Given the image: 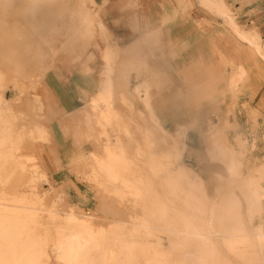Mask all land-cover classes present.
Returning a JSON list of instances; mask_svg holds the SVG:
<instances>
[{
    "label": "bare ground",
    "instance_id": "6f19581e",
    "mask_svg": "<svg viewBox=\"0 0 264 264\" xmlns=\"http://www.w3.org/2000/svg\"><path fill=\"white\" fill-rule=\"evenodd\" d=\"M197 1L221 16L231 30L264 60V42L258 32L253 28L244 30L239 26L234 13L223 0ZM54 2L55 0H0V43L5 45L4 54L13 56L11 62L14 69L22 74L27 68L19 64L25 66L27 56H20L21 45L16 44L18 37L24 35L22 24H40L53 14L54 18L58 15L56 27L57 31L60 30L63 27L62 19L66 20L61 16L63 12H54ZM84 3L85 0H74L70 4L71 12L68 11V14L71 17L68 20L71 23L73 19L88 23L90 14ZM8 8L21 10L22 23L16 20L17 23L11 25L6 17ZM96 23L103 29L99 18ZM105 44L101 49L103 77L99 80L95 95L89 99V105L100 108L96 119L100 126L101 153H89L88 176L113 195L112 200L139 203L142 211L140 214L128 212L131 227L122 229L116 222L108 228L95 227L93 224L96 222L91 223L70 210L66 212L64 222L58 223L51 231L46 223L38 219V210L42 209L40 197L28 190L35 177V170L31 169L29 179L23 181L27 192L8 196L0 194V264H48L45 252L47 246L56 264H213L211 257L217 253L221 244L234 251L243 264H264V230L260 223L252 222L264 212V165H257L238 185L244 200L242 205L240 196L231 189L234 182L240 183L236 161L228 148H222L219 142L222 139L221 132L217 131V135L208 139L206 149L213 158L223 163L228 184L225 188H215V192L224 189L223 193L226 194L219 207H211L203 179L189 167L179 163L186 149L183 139L185 127L177 125L172 133L162 127L150 106V88L156 84L145 79L132 86L131 91L121 90V84L118 83L116 88L119 91L116 95L119 103L127 107V110L135 112L138 118L146 117L155 126L158 139L154 143L158 152L153 151V140L150 141L151 138L146 136L143 137V144L136 143L131 149L127 148L120 134L129 138L131 134L111 101V75L115 70L118 49L109 40ZM127 67L133 68L124 66L123 69ZM244 76V69L238 65L233 74L234 81ZM121 78V81L127 79L126 74L123 73ZM1 79L0 74V85ZM18 91L21 92L22 89ZM135 99L142 103L143 109H134ZM0 103L8 107L4 109L0 105L1 166L2 161L11 156L10 149L16 148L13 138L21 135L13 128L14 117L8 100L0 96ZM36 107L41 108L39 101ZM226 123L225 119L220 128ZM109 131L116 132L113 139L110 138ZM32 132L41 138L47 134V130L41 125L27 133L30 135ZM77 198L85 200V193L78 192ZM176 202L183 208H177ZM110 209L113 210V207ZM108 210L105 212L108 213ZM49 211V217L53 218V209ZM121 212L123 216V210ZM111 214L113 216L115 213ZM250 224L252 231L247 229ZM49 232H52L53 237L48 238ZM152 236L157 238L152 239Z\"/></svg>",
    "mask_w": 264,
    "mask_h": 264
},
{
    "label": "rangeland",
    "instance_id": "374dc122",
    "mask_svg": "<svg viewBox=\"0 0 264 264\" xmlns=\"http://www.w3.org/2000/svg\"><path fill=\"white\" fill-rule=\"evenodd\" d=\"M20 1L23 2L24 0ZM230 1L233 0L227 2ZM236 1L244 6V11H238L240 13L238 14L239 19H241L239 23L243 26L249 25L248 27H253V29L256 28L261 40L264 42V0ZM72 2L74 0H55L54 2V12L66 13L61 14L66 21L62 19L63 27L58 31L56 27L58 15L54 18L53 14L46 17L40 24H22L25 29L24 35L18 37L19 41L16 44L21 45L20 56L25 55L28 57H25L27 66L19 64V66L27 68L25 69L27 72L25 71L24 74L14 69V64L11 62L13 56L4 54L5 45L0 43V74L2 76L0 96L8 100V106L14 117L12 121L13 128L21 135L19 138H13L17 144L16 148L10 149L11 156L1 163L0 194L8 196L12 193L27 192L23 181L29 179L30 170L32 169L35 170V177L28 190L35 192L40 197L42 209L38 210V219L46 223L51 231L58 223L64 222L66 212L70 210H74L79 216L90 220L91 223L96 222V224H93L95 227L108 228L116 222L115 224L120 225L122 229H128L131 227V218L127 217V213L140 214L142 211L140 204L112 200L113 195L91 181L88 176L89 153H101L100 126L96 119L100 108L97 106L92 107L89 102L83 99V108H81L79 115L72 117L70 121L64 124L56 95L46 86L44 78L46 75L51 76L53 74H56L59 78H67V74L73 72V70L87 72L89 69L85 63L92 61L96 63L92 67L95 69L94 76H96L98 88L99 80L103 77L101 74L102 66L97 61V58H101V49L104 48L108 40L113 42L114 45L118 44L117 34H124L127 24L130 26L137 25L136 18L137 15L140 16L141 8L151 6L154 4V0H85V8L89 10L88 13L90 14L89 21L84 23L73 19V24L69 21L71 17L69 15L71 12L70 4ZM21 13V10L8 8L6 17L11 25H14L17 21L22 23ZM97 18L103 23V29L96 23ZM246 19H249V21L246 22ZM63 22H65L64 25ZM239 23L237 22L238 25ZM127 52L122 51V47L119 48V56L125 55ZM144 60H141V63L137 66V71L131 75L129 80L127 78L122 81L121 76L124 73L125 64L122 60L115 63V70L111 75L113 83L111 101L112 105L119 110L118 112L125 120L131 134V139L124 134H120L126 147L131 149L136 143L143 144V137L146 136L148 139L151 138L150 141L153 140V151L158 152L155 145L158 139L155 126L146 117L138 118L135 112L127 110V107L119 103L116 95L119 91L116 88L118 83L121 84V90L127 91L135 84L139 75L143 76L144 73H149V66H146ZM231 78V84L233 85L235 83L233 75ZM20 88L22 89L21 92L18 91ZM38 101L41 104L40 109L36 107ZM0 105L4 109L8 108L4 103H0ZM242 115H244L242 112L239 115L232 114L230 119L226 118L227 123L222 128H220L221 123L217 120L209 122L206 128L200 130L202 146L198 150V158L194 160L192 155H189L191 147H186L179 159L180 164L189 167L203 179L208 191V204L211 207H219L223 202V196L226 194L223 193L224 189L215 192V188H225L228 184V177L223 163L213 158L206 149L208 139L217 135V131L221 132L222 139L220 138L219 142L222 148H228L236 161L240 183L234 182L235 185L233 184L234 186L231 189L240 196L242 205L244 200L239 192L238 185L257 165H264V128L262 125L260 128L256 127V115L248 114L249 121H253L255 125L251 126L252 134L244 133L243 128L237 125L238 121L240 122L238 117ZM38 125L47 130L44 139L35 132L30 135L27 133L31 129L34 131L35 126ZM59 129L62 130L64 137ZM54 130L59 131L60 137H58L59 135L54 136ZM167 131L172 133L174 130L169 129ZM108 133L111 139L115 137L116 132L109 131ZM34 134L35 136H33ZM183 139L186 143V136ZM64 140L73 142L77 146H82L81 143H83L81 156L77 159L73 158L71 162L61 163L58 158L59 152L64 153L65 148L59 142ZM62 172L64 176L61 179L56 174ZM41 173H44V175L41 176ZM262 184L264 186V180ZM72 188H79L83 193L85 192L84 206L78 207V204L74 203L80 201V199L77 198L76 192L69 191ZM106 199L108 202L104 201ZM111 207L116 212H113L110 209ZM176 207L183 208L179 202H176ZM52 209L55 214L53 218L49 217V210ZM242 209H244V206H242ZM103 210L106 212L108 210V213ZM120 210H123V216H121L122 212ZM111 213H115V216H112ZM88 216L92 217L88 218ZM119 216L121 217L119 218ZM252 222L253 224L260 223L261 228L264 230V212L254 218ZM247 227L248 231H252V224L247 225ZM50 237H53L52 232L48 233V238ZM154 237L156 236H152V239H155ZM45 252L48 264H56L48 246ZM211 260H213V264H243L235 252L224 244L219 245L217 253L211 257Z\"/></svg>",
    "mask_w": 264,
    "mask_h": 264
},
{
    "label": "crops",
    "instance_id": "0c3cea01",
    "mask_svg": "<svg viewBox=\"0 0 264 264\" xmlns=\"http://www.w3.org/2000/svg\"><path fill=\"white\" fill-rule=\"evenodd\" d=\"M223 1L239 23L238 11H244V6L236 0L233 3ZM141 9L136 18L137 25L127 24L125 33L117 34L116 61L122 60L125 66H133L131 71L128 67L124 70L129 80L145 59L149 73L139 75L135 84L141 79L156 84L150 88L152 112L166 130H175L177 125L185 127L186 147H191L189 155L194 160L202 146L200 130L213 120L221 123L232 114L242 112L244 115L238 117L237 125L244 133L252 134L254 122L248 119L252 114L256 115V127L262 125L264 128V60L221 16L197 0H154V4ZM239 25L244 30L253 28ZM120 47L122 51H128L127 54L119 56ZM97 61L103 66L101 58ZM85 64L89 69L87 72L73 70L67 78H59L56 74L44 78L46 86L56 95L64 124L79 115L83 99L89 102L97 91L92 67L96 63ZM238 65L242 66L246 76L232 85L231 77ZM134 109H143L139 100H134ZM59 131L54 130L55 137H60V133L63 136L62 130ZM59 143L65 148L64 153L59 152L61 163L81 156L83 143L82 146L65 140ZM56 175L61 179L64 176L63 172ZM69 191L76 192V196L82 192L79 188ZM84 201L74 203L82 207Z\"/></svg>",
    "mask_w": 264,
    "mask_h": 264
}]
</instances>
